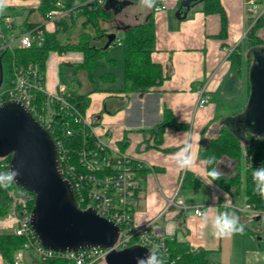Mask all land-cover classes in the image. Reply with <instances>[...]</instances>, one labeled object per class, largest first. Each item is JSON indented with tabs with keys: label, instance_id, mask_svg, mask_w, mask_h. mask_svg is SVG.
<instances>
[{
	"label": "crops",
	"instance_id": "obj_1",
	"mask_svg": "<svg viewBox=\"0 0 264 264\" xmlns=\"http://www.w3.org/2000/svg\"><path fill=\"white\" fill-rule=\"evenodd\" d=\"M59 1L70 4L72 9L80 6L74 0ZM184 1L157 0L156 6L162 4L167 7V10L157 12L155 7H143L140 1L107 0L105 5L113 19L101 20L95 25L88 23L87 18L80 14L67 17L61 27L58 21L48 22L38 11L41 0H9L0 13L9 16L13 14V29L4 28L7 39L11 36L20 37L29 29V25H36L48 33L58 31L63 43H76L82 33H87L94 37L92 43L96 47L108 49V55L115 61L109 64L116 63V71L107 70L101 74L100 84L96 83L95 74L94 82H91L85 72H80L74 84L79 94L89 97L86 115L93 123L95 135L146 166L147 171L139 175L140 191L134 210V226L139 229L150 225L167 239L177 238L187 242L193 250L204 249L208 259L210 256L211 260L214 259V264H233L239 258L236 254H240L237 251L241 249V244L237 245L238 241L233 236L216 238L211 228V218L220 213L217 206L220 202L228 200L241 205L246 199L243 195L233 197L214 182L208 185L211 178L205 174L208 169L203 164L202 151L217 136L221 126L226 124V119L233 115L221 116L222 105L216 101L218 98L222 102L233 98L224 92L228 80L237 69L230 55L244 43L252 19L246 13L245 0H220L226 14V33L220 37L221 15L204 13L202 3H198L181 18L178 11ZM16 13L18 16H14ZM150 18L153 19L156 32L152 61L162 66L167 79L161 86L145 94L124 93V46L119 45L118 40L123 38L128 27L146 23ZM112 35H115V39L107 47ZM116 46L122 47L123 52H116ZM83 61L84 55L79 52L51 53L46 71L49 91L56 92L61 64H82ZM121 62L123 72L119 74V79L117 69ZM102 77L109 78L103 81ZM203 86L211 100L204 108H198L199 91ZM166 111L172 115L174 125L157 131ZM189 136L192 137L197 161L192 170L186 171L175 164L172 156ZM229 161L224 158L218 169L222 172L221 164ZM187 187L193 189L200 201L192 206L208 207L207 227H200V219L194 217L192 211L184 214L177 206L179 199L185 203V197L192 193L191 190L184 191L181 196ZM241 200L243 202L240 204ZM237 215L241 223L249 222L252 227L260 221L251 220L247 215ZM249 230L255 235H261L259 233L262 232L257 228ZM252 240L255 242L254 238ZM250 245L252 247L248 255L261 256L260 263L264 264L261 244L254 245L250 241ZM21 256L23 264H44L31 253H23ZM0 264H7L1 254Z\"/></svg>",
	"mask_w": 264,
	"mask_h": 264
},
{
	"label": "built area",
	"instance_id": "obj_2",
	"mask_svg": "<svg viewBox=\"0 0 264 264\" xmlns=\"http://www.w3.org/2000/svg\"><path fill=\"white\" fill-rule=\"evenodd\" d=\"M106 2L107 0H81V6H104ZM57 7L58 10L49 13L46 21L57 22L72 11L66 9L62 1L57 2ZM245 9L252 19L247 35L258 21L264 22V0H245ZM154 10L163 11L167 10V7L161 4L155 6ZM0 17L4 18L8 29H13L11 16L0 13ZM45 32L43 27H35L28 29L20 37L11 36L5 42L0 40V53L41 45ZM118 44L122 45L123 42L118 40ZM199 92L197 107L204 108L211 98L204 86ZM72 98L68 86L61 80L56 92H50L46 73H41L38 65L34 63L23 68L14 66L11 86L0 91V105L9 101L21 103L53 137L63 173L73 185L79 205L82 207V204H86L88 207L82 209H95L101 217L113 222L119 228V237L110 248L94 247L66 252L48 249L42 244L32 226L35 195L16 185L0 187V190H4L3 197L8 210L5 215H0V231L4 230L24 239V244L18 251L20 254L15 257V264H23V253L33 254L42 263L50 259H64L67 264H97L111 252L129 248L133 240H136V246H143L148 250H151L154 244L161 245L158 254L164 264H174L167 247V238L163 234H159L157 229L150 225L139 229L134 226V210L140 191L139 175L146 166L119 149L109 146L95 135L93 123ZM257 141L262 144V148L260 145L250 147L247 143L243 153L244 170L250 173L251 178L253 170L264 165V137H258ZM75 145L78 146L74 147ZM1 167L11 171V162H4ZM252 182L254 183L253 179ZM254 194L261 202V207L246 200L241 205L224 200L217 205L218 209L220 213L235 211L237 214L247 215L251 220H261L264 216V198L255 190ZM4 198H0V210ZM177 206L184 214L192 211L193 216L198 219L200 217L196 215L197 209L201 212L208 211V207L204 205L188 207L181 199L177 201Z\"/></svg>",
	"mask_w": 264,
	"mask_h": 264
},
{
	"label": "trees",
	"instance_id": "obj_3",
	"mask_svg": "<svg viewBox=\"0 0 264 264\" xmlns=\"http://www.w3.org/2000/svg\"><path fill=\"white\" fill-rule=\"evenodd\" d=\"M57 2L59 0H41L38 11L44 20L48 19L49 13L58 10ZM64 3V2H63ZM66 9H72L68 3H64ZM182 3H180L181 5ZM202 11L206 14H219L222 17V32L220 37H224L226 33V14L220 0H204L202 2ZM78 14L84 15L87 22L90 24H98L99 21H111L113 15L108 11V6H79L72 9L70 13L63 19L58 21V26L65 24L67 17H76ZM4 18L0 17V40L7 41V36L4 33ZM36 25H29V29L35 28ZM264 29V22L258 21L247 33L246 39L242 45H239L230 55L232 64L236 66V73L228 80L224 92L228 96H236L239 81L244 76L246 71V99L245 104L236 111L233 119L242 115L248 105L251 94L250 71L252 68V61L254 60V53L261 54L264 50V39L258 36L259 31ZM94 37L87 33H82L78 42L63 43L59 38V33L45 32L44 41L41 45H34L30 49H15L14 51H3L0 53V78L1 69L3 81L0 91L7 89L11 86L14 77V66L23 68L31 63L37 64L41 73H46L47 63L51 53L57 52L59 54L69 52H79L84 55L82 64L64 63L60 66V80L63 84L68 86L73 98L72 101L80 108L82 112H86L89 106L88 95H81L75 89L74 80L80 72H85L91 82H94V70L100 61L115 62L109 55L108 49H100L92 42ZM124 46V93H139L145 94L150 92L153 88L161 86L167 79L164 76L163 68L161 65L152 61V53L155 49L156 32L153 19L143 24L128 27L121 39ZM244 50H249L248 57L245 56ZM252 56V58H250ZM109 77H102L105 81ZM114 80V78L111 77ZM96 90V88H95ZM230 117V118H231ZM172 115L166 111L165 118L161 124L156 128L157 131H162L167 126H173ZM176 126V125H175ZM258 136L252 133H246L244 138L235 132L227 123L221 126L219 133L216 137L212 138L204 147L202 151V158L205 160L207 157L214 155L217 158L216 165H207V169L211 170L212 167H219L224 158H228L236 163L233 173H222L219 179L213 182L218 185L225 192L231 194L233 197L243 195L248 203L256 204L261 207V202L254 194V183L250 173L244 170L242 161L244 158V149L246 148L244 141L249 143L250 147L260 145L257 141ZM69 147V145L67 144ZM75 145L74 147H77ZM249 147V149H250ZM261 155V154H260ZM11 155L0 157V172H8L9 168L4 169L1 164L4 162H11ZM261 158V157H260ZM259 158V159H260ZM245 171V178L243 179L242 171ZM147 169L142 170V172ZM141 172V173H142ZM15 186L13 182L10 184ZM4 190H0V198H4ZM86 204H82V208H87ZM7 202L4 198L2 200V208L0 215L3 216L7 213ZM167 247L171 254V259L174 264H211L207 251L204 249L190 248L187 242L179 241L177 238L167 239ZM24 239L18 237L10 232L0 233V254L7 264H15V257L18 251L22 248ZM136 246V240H133L130 247ZM44 264H67L64 259H50Z\"/></svg>",
	"mask_w": 264,
	"mask_h": 264
},
{
	"label": "water",
	"instance_id": "obj_4",
	"mask_svg": "<svg viewBox=\"0 0 264 264\" xmlns=\"http://www.w3.org/2000/svg\"><path fill=\"white\" fill-rule=\"evenodd\" d=\"M204 0H185L178 15L183 18L194 5ZM107 47L114 41L109 37ZM1 60V57H0ZM3 81L2 69L0 87ZM251 94L242 115L226 119L240 134L264 137V54L254 53L250 71ZM11 155L10 170L20 175L15 185L32 192L35 201L32 226L42 244L54 251H80L94 247L110 248L119 237V228L101 217L95 209L79 205L73 185L65 178L53 137L21 104L9 101L0 105V157ZM143 246L111 252L107 264H136L148 253Z\"/></svg>",
	"mask_w": 264,
	"mask_h": 264
},
{
	"label": "clouds",
	"instance_id": "obj_5",
	"mask_svg": "<svg viewBox=\"0 0 264 264\" xmlns=\"http://www.w3.org/2000/svg\"><path fill=\"white\" fill-rule=\"evenodd\" d=\"M9 0H0V11H2L8 4ZM140 4L146 8H153L157 4V0H140ZM172 159L181 170H192L196 166L197 154L194 151V144L192 137L186 139L180 150L173 154ZM204 165H216L217 158L212 155L203 161ZM206 176L211 179L208 185H211L214 180H217L222 175L217 167H212L211 170L206 171ZM20 175L18 169H13L8 172H0V187L7 188ZM252 179L254 181V190L262 198H264V165L255 168L252 172ZM227 196V194H225ZM214 199H216L214 197ZM196 215L200 217V227H207L209 224V213L207 210L201 212L196 210ZM211 228L213 235L216 238H230L234 234H243L245 226L240 222V217L235 211H224L211 218ZM161 245L154 244L152 249L143 257L136 258V264H164L163 259L158 254Z\"/></svg>",
	"mask_w": 264,
	"mask_h": 264
},
{
	"label": "rangeland",
	"instance_id": "obj_6",
	"mask_svg": "<svg viewBox=\"0 0 264 264\" xmlns=\"http://www.w3.org/2000/svg\"><path fill=\"white\" fill-rule=\"evenodd\" d=\"M76 4H79L81 5V0H74ZM18 13H16V15L14 16H18L17 15ZM13 14H10V16H12ZM13 16V17H14ZM24 17V16H23ZM25 19L27 17H24ZM258 35L261 36L262 39H264V29H262L261 31H259ZM116 52H123V48L122 47H118L116 46ZM244 54L245 56H248L250 54V51L249 50H244ZM251 55V54H250ZM252 58V56L250 57ZM112 64V65H110ZM109 62L107 63V61H100L98 62L95 70H94V74H95V78H96V83L97 84H100L99 82V76L105 72H107V70H112L113 72L116 71V69L114 70V67L117 68V64L116 63H110ZM253 64V61L252 63ZM123 72V62L120 63V66L119 68L117 69V77L120 79V76L119 74ZM246 71L244 73V76L242 77V79L239 81V84H238V88H237V95L236 96H233V98L231 99H228V101H224L222 102L220 98L217 99V103L222 107L220 108V115L223 116V115H232L234 114L236 111H238L239 109L241 110V107L243 106V103L245 101V98H246ZM233 116V115H232ZM228 117V116H227ZM231 119H233L231 117ZM218 135V134H217ZM244 144L246 145L247 142L244 141ZM221 170L222 172H226L227 174H231L234 172L235 170V167H236V163L233 162V161H229V162H223L221 164ZM244 165V160L242 161V166ZM242 176H243V179L245 178V171L243 170L242 171ZM189 190H193L192 188H184V190L182 191L181 193V196H183V192L184 191H189ZM201 198V197H200ZM199 198L196 196L195 193H192L190 194L189 197H185V205L186 206H192V205H195V204H198L200 203V201L198 200ZM243 202V200H241L240 204ZM244 224L245 226V231L243 232V234H234L233 235V238L235 239V241L237 243V245L240 243L241 246V249L238 250L237 252H240V254H236L239 256V258L235 259V261H233V264H261V256H250L248 255V252H249V249L252 247V245H250V241L252 243H254V245H258L261 244L262 248L264 249V216L262 217V219L257 222L256 224H254V227H252L253 225H250L251 223H247L245 221V223H242ZM249 228H257L258 230H261L262 232L259 233L261 235H255L253 234ZM254 230V229H253ZM6 231L4 230H1L0 233H5ZM252 238H254L255 242H253ZM238 247V248H239ZM259 247V246H258ZM209 256V255H208ZM254 256V257H253ZM251 257V258H250ZM211 256L209 257V261L211 264H214V259L211 260ZM97 264H107L105 259L104 260H101L100 262H98ZM216 264V263H215Z\"/></svg>",
	"mask_w": 264,
	"mask_h": 264
}]
</instances>
